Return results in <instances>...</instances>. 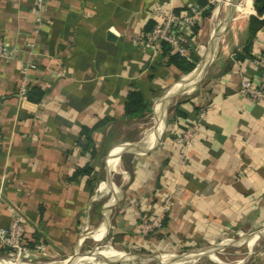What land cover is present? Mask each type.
Here are the masks:
<instances>
[{
	"label": "crops",
	"instance_id": "0c3cea01",
	"mask_svg": "<svg viewBox=\"0 0 264 264\" xmlns=\"http://www.w3.org/2000/svg\"><path fill=\"white\" fill-rule=\"evenodd\" d=\"M224 1L208 0L211 15L192 29L197 43L203 22L212 25L202 58L217 37L213 58L202 59L193 80L198 65L183 73L167 65L161 48L152 53L137 40L157 4L182 12L194 0H47L36 34L35 0H0V42L12 50L0 58V225L23 218L28 257L66 254L89 237H106L135 255L108 249L78 264H103L101 257L197 264L204 254L224 264L206 249L248 232L252 247L261 237L264 101L238 90L242 78L260 82L264 27L246 56L253 0ZM24 81L43 91L40 101L17 95ZM133 89L147 109L128 117L124 100ZM202 110L192 145L176 143ZM85 167L90 174L73 177ZM168 195L166 224L144 234V220ZM185 251L195 253L176 257ZM2 256L9 252L0 246Z\"/></svg>",
	"mask_w": 264,
	"mask_h": 264
},
{
	"label": "built area",
	"instance_id": "2783aa9c",
	"mask_svg": "<svg viewBox=\"0 0 264 264\" xmlns=\"http://www.w3.org/2000/svg\"><path fill=\"white\" fill-rule=\"evenodd\" d=\"M47 0H35L34 7L37 14L36 27L34 33L42 23V13L45 9ZM204 8L197 5L195 2H190L184 11L178 14L171 7L157 4L152 10V16L155 19V24L148 32L143 33L137 40V45L146 51L155 53L160 50L162 43H165L171 54H177L180 57L188 58L190 46L195 50V35L192 31L194 26H199L203 18ZM12 55V50L5 42H0V58L8 59ZM260 62L255 61V65ZM261 65V64H259ZM260 73V82L255 84L252 80L242 78L239 85L238 94L241 98L251 102L264 101V64ZM26 71V68L25 70ZM27 90L25 81L19 85L17 95L24 97ZM205 111L202 110L198 115V122L188 125L181 134L176 138V143L189 147L192 145L194 138L199 134V122L203 120ZM172 197L165 196L162 201L161 211L148 218L143 224V233L151 234L162 229V220L166 216L170 206ZM26 232V225L20 215H14L8 226L0 225V246L9 252V257L12 260L27 258L29 256L28 248L23 243V238ZM13 257V258H12ZM16 257V258H14ZM0 260H3L0 258Z\"/></svg>",
	"mask_w": 264,
	"mask_h": 264
},
{
	"label": "rangeland",
	"instance_id": "374dc122",
	"mask_svg": "<svg viewBox=\"0 0 264 264\" xmlns=\"http://www.w3.org/2000/svg\"><path fill=\"white\" fill-rule=\"evenodd\" d=\"M222 16H224V14H222ZM211 26H212L211 23L208 21L203 22V24L201 25L202 31H201V34H199L200 35L199 39L197 40V43L195 45V50H194L195 53H193L194 55H196L195 56L196 58L200 57V60L199 62H195V65H198L203 59L202 56H204V52L207 49V45L209 42L208 40H209V33H210ZM198 32L199 31H197V33ZM179 98L182 99V97H179ZM149 123L150 121H148L146 125H149ZM261 230L264 231V228ZM251 235H250V232H248V233L241 234L238 237L233 236L232 238H229L226 241H220L216 243L215 246L208 248L206 250L211 249L213 251L212 252L213 255L220 261V263L222 262L224 264H237L241 260H242V264H246L248 261H251V259L258 260V258H260V260L264 262V232L262 233L261 237L257 239L255 244L252 247H249L246 243V239L250 237ZM108 249H114L116 251L122 252L123 254L131 255L130 257L135 255L134 253L129 252V250H127L126 248L122 247L120 244H115V243L107 241L106 237L99 241H97L93 237H89L86 239V241L82 245H80V247H77L72 252H67L66 254H58L54 256L53 255H47V256L40 255V256H34V257L31 256L28 258L17 259V261L24 262L27 264H43V263L58 262V261H61L63 263L65 259H68L66 263L74 264V263H78L79 260L84 261L85 257H91L92 252H95V254L97 255L102 252L103 253L107 252ZM190 253L192 255L195 252L192 253L191 251H185V252H181L175 255L176 257H179V256H183V255L190 254ZM191 255H187V257ZM70 257H73V258H70ZM1 258L4 260L5 259L9 260V263L14 261L9 256H2ZM100 261L103 264H127L126 260H123V259H119L115 261L114 263L112 262L108 263V261H106L105 258H100ZM214 262H218V261H216L213 258H210L208 254H204L201 257H199L197 264H214ZM148 264H169V262H166V261L164 262L161 258H159L158 260H154ZM251 264H254V263H251Z\"/></svg>",
	"mask_w": 264,
	"mask_h": 264
},
{
	"label": "trees",
	"instance_id": "16d2710c",
	"mask_svg": "<svg viewBox=\"0 0 264 264\" xmlns=\"http://www.w3.org/2000/svg\"><path fill=\"white\" fill-rule=\"evenodd\" d=\"M194 2L200 7L204 8L203 17L208 18L211 15V12L214 9V4L208 2V0H194ZM253 8L255 11L254 15L249 16L248 18V42L244 47V52L246 56L250 57L251 45L253 43V38L256 36L257 32L264 27V0H253ZM175 12L178 14L179 9H175ZM155 21L149 22L146 27V32L150 31L154 26ZM161 51L164 56H167V65L174 67L175 69L187 73L195 67V62L198 61V58L193 55V61H187L186 58L180 57L177 54H171L169 48L165 43L161 45ZM43 91L37 86L27 85V90L24 98L32 102H38L43 97ZM147 109V101L145 100L141 91L137 89L131 90L124 100V113L128 117H137L141 115ZM178 113V112H177ZM96 128V125L92 128L84 129L83 132H88ZM91 168L85 167L77 169L73 177H77L81 174H90ZM148 219V218H147ZM146 220H144L145 222ZM143 222V224H144ZM167 222V217L165 216L162 220V224L165 225ZM143 227V225H142Z\"/></svg>",
	"mask_w": 264,
	"mask_h": 264
},
{
	"label": "bare ground",
	"instance_id": "6f19581e",
	"mask_svg": "<svg viewBox=\"0 0 264 264\" xmlns=\"http://www.w3.org/2000/svg\"><path fill=\"white\" fill-rule=\"evenodd\" d=\"M222 1V0H221ZM225 3L224 4H226V5H230V4H233V5H231V6H234V5H236L235 4V2H234V0H225L224 1ZM219 12H220V9L219 8H216V10L214 11V18L213 19H216L217 18V16H218V14H219ZM216 20H218V19H216ZM223 24V22H221V23H214L213 24V28H212V30H211V34H216L217 33V31L218 30H220V28L223 26L222 25ZM210 34V35H211ZM216 36V35H215ZM204 58V63L205 62H208V61H210L213 57H211V54L209 53V51H207V55L205 56V57H203ZM204 63L203 64H198V66H197V68L194 70V72L191 74V78L193 79V80H197L199 77H200V75H201V73H202V68H203V66H204ZM210 64V63H209ZM208 67V66H207ZM206 69V68H205ZM156 127V126H155ZM112 252H114L113 250H111V251H108V253H112ZM105 253H107V252H105ZM104 254V253H103ZM102 255V254H101ZM113 255V254H112ZM102 258V257H101ZM89 260V259H88ZM98 260V259H97ZM66 261H68V259H65L64 261H63V263L61 262V261H58V262H48V263H43V264H68V263H66ZM83 261V260H82ZM0 264H4V263H0ZM6 264H27V263H24V262H20V261H17V260H14L13 262H11V263H6ZM74 264H78V263H74Z\"/></svg>",
	"mask_w": 264,
	"mask_h": 264
},
{
	"label": "water",
	"instance_id": "95a60500",
	"mask_svg": "<svg viewBox=\"0 0 264 264\" xmlns=\"http://www.w3.org/2000/svg\"><path fill=\"white\" fill-rule=\"evenodd\" d=\"M216 39H217V37L214 38V42H213V44H211V46L209 48V51H211V53H213V51L215 49V46L217 45V40ZM112 263H114V262H112Z\"/></svg>",
	"mask_w": 264,
	"mask_h": 264
}]
</instances>
